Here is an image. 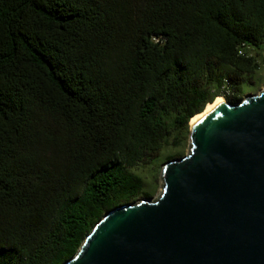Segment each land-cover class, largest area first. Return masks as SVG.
Listing matches in <instances>:
<instances>
[{
    "label": "trees",
    "instance_id": "trees-1",
    "mask_svg": "<svg viewBox=\"0 0 264 264\" xmlns=\"http://www.w3.org/2000/svg\"><path fill=\"white\" fill-rule=\"evenodd\" d=\"M263 44L264 0H0V264L73 257Z\"/></svg>",
    "mask_w": 264,
    "mask_h": 264
},
{
    "label": "water",
    "instance_id": "water-1",
    "mask_svg": "<svg viewBox=\"0 0 264 264\" xmlns=\"http://www.w3.org/2000/svg\"><path fill=\"white\" fill-rule=\"evenodd\" d=\"M203 113L158 197L108 210L63 264H264V90Z\"/></svg>",
    "mask_w": 264,
    "mask_h": 264
},
{
    "label": "rangeland",
    "instance_id": "rangeland-1",
    "mask_svg": "<svg viewBox=\"0 0 264 264\" xmlns=\"http://www.w3.org/2000/svg\"><path fill=\"white\" fill-rule=\"evenodd\" d=\"M250 55H252L257 63L259 64V70L255 74V81L253 87H244L243 92L239 96L240 101L244 100L249 95L259 94L264 90V44L261 48L250 50ZM227 92L221 93L220 96L224 102H228L225 96H228ZM189 150V136L184 143L178 148L165 147L160 155L159 161L155 165L151 164H139L137 167L133 168L132 171L143 180L145 194L140 195L134 202H138L143 199H155L161 192L162 186V169L163 165L176 158L185 156ZM167 156H171L170 159H166ZM133 202V203H134Z\"/></svg>",
    "mask_w": 264,
    "mask_h": 264
},
{
    "label": "bare ground",
    "instance_id": "bare-ground-1",
    "mask_svg": "<svg viewBox=\"0 0 264 264\" xmlns=\"http://www.w3.org/2000/svg\"><path fill=\"white\" fill-rule=\"evenodd\" d=\"M224 102V100L221 98V97H216L215 98V100L212 102V103H210V104H208L206 107H205V109H204V113H206L207 111H209L211 108H213L215 105H217V104H220V103H223ZM203 113V114H204ZM202 116V114L201 115H196V116H194L191 120H190V124H193L198 118H200Z\"/></svg>",
    "mask_w": 264,
    "mask_h": 264
}]
</instances>
